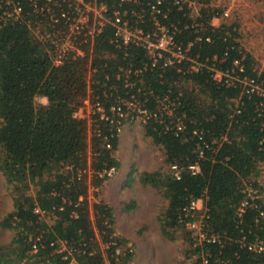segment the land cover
Returning a JSON list of instances; mask_svg holds the SVG:
<instances>
[{"label":"trees","instance_id":"1","mask_svg":"<svg viewBox=\"0 0 264 264\" xmlns=\"http://www.w3.org/2000/svg\"><path fill=\"white\" fill-rule=\"evenodd\" d=\"M14 1L23 19L4 18L0 5V173L14 196L13 209L0 219L2 229L13 231L11 241L0 246V264H68L72 257L75 264L132 261L133 245L115 234L113 206L88 199L90 189L100 188L107 172L120 167L114 154L117 126L126 120L94 116L88 126L76 117L89 91L105 108L118 97H133L151 111L164 96L175 104L172 118L163 114L142 125L166 169L142 171L138 180L166 200L157 222L169 240L186 223L198 222L203 237L188 238L192 247L186 253L196 255L190 264H264V188L256 180L264 167V67L237 40V23L211 26L215 12L202 10L211 42H195L190 50L201 60L216 57L225 79L235 78L227 84L208 68H144V51L114 46L109 28L82 45L84 55L55 64L48 42L32 33L48 29L42 5L35 10L29 0ZM100 1L111 6L117 0ZM178 21L185 20L175 9L163 20ZM177 39L185 44L192 34L184 31ZM176 119L182 130L175 128ZM132 173L131 167L123 188L134 182ZM192 200L201 208L187 212ZM124 205L136 207L134 200ZM36 237L32 252L29 238ZM59 241L73 256L54 252Z\"/></svg>","mask_w":264,"mask_h":264},{"label":"built area","instance_id":"2","mask_svg":"<svg viewBox=\"0 0 264 264\" xmlns=\"http://www.w3.org/2000/svg\"><path fill=\"white\" fill-rule=\"evenodd\" d=\"M236 1L240 3L242 0ZM29 2L35 10L38 5H42L39 12L47 16L48 29H40L34 36L48 42L49 53L55 64H60L70 55H84L82 45L87 41L93 43L95 38L109 28L110 43L114 46H134L144 51L147 59L144 68L148 66L167 68L175 64L178 66L187 64L188 69L193 72H198L202 68L212 70V75L218 82L229 84L235 80L232 76H229L230 82L225 79L227 74L217 69L216 57L210 61L201 60L198 55L193 57L190 51L195 42H211V37L206 35L207 20L205 19L204 22V16H201L202 10L209 8V11L215 12L207 22L211 26L230 23L228 19L232 14V7L224 4L223 0H117L116 4L111 6L100 0H29ZM1 4L4 18L23 19L22 8L17 1L1 0ZM172 9L181 13L185 20L183 23L163 22ZM262 20L264 22V16ZM145 22H148L149 26L143 28ZM234 29H237V26ZM184 31L192 34V39L185 44L177 39V36ZM233 64L239 66V61L234 60ZM90 94L89 91L82 104H92L94 108L93 115H90L92 120L97 116L101 120L110 122L115 118H121L126 120L125 122L139 120L144 123L151 118L157 119L163 114L172 118L175 109V104L170 102L167 96L161 98L156 110L151 111L133 97H118L113 104L105 108L101 102L93 100ZM122 126L123 124L117 126L118 132ZM174 126L177 130H182L184 127L179 119L175 120ZM193 133L197 134V131ZM191 168L195 169V166ZM171 169L174 176L179 177L177 167L172 165ZM112 171L114 170H109L107 174ZM198 204V200H192L186 211L198 209ZM190 226L198 231V237H203L199 224L190 222ZM37 242V240L32 242V252L37 250ZM205 262L203 260L202 264Z\"/></svg>","mask_w":264,"mask_h":264},{"label":"rangeland","instance_id":"3","mask_svg":"<svg viewBox=\"0 0 264 264\" xmlns=\"http://www.w3.org/2000/svg\"><path fill=\"white\" fill-rule=\"evenodd\" d=\"M260 1L254 6H247V3H238L236 0H223V3L232 7V14L228 22H237L239 27L237 30L241 32L238 38L241 46L243 45L247 51H252L259 58L256 60L258 66L263 68L264 47H262L260 33L264 32L262 20L264 0ZM240 10L241 12H239ZM252 16L258 17L259 21L256 22V25L249 22ZM39 30L40 28H33V35L37 34ZM256 34L259 35L257 41L255 40ZM37 101L46 103V99L42 97H38ZM93 112L94 108L91 103L82 104L75 116L86 120L88 126H91L93 120L90 115H93ZM142 125L143 123L139 120L124 122L119 132L118 148L114 153L120 161V167L107 174L109 178L100 188L90 189L88 199L93 202L102 200L113 206L115 234L121 237L126 234L132 238L131 242L136 244L131 264H190L196 255L190 257V254L186 253L192 247L188 238L193 240L197 237L198 231L188 222L183 229L175 231L173 240L162 235L156 216L163 211L166 200L161 197L158 189L142 185L138 180L142 171H151L158 167L166 169L161 150L151 146L144 138ZM131 167L133 168L134 182L130 187L123 188L122 184ZM256 180L264 188V167L260 168ZM96 193H98V198ZM261 196L264 202V191ZM13 197L12 190L6 188L4 177L0 173V219L13 209ZM131 200L135 201L136 207L133 211H127L124 204ZM198 206L200 209L201 202ZM198 217L197 214V219ZM116 221L118 225H116ZM195 222L198 224L196 220ZM12 237L13 231L0 227V246L9 243ZM29 239L33 242L34 240L38 241L39 237ZM57 243L58 245L54 249L55 253L60 254L63 259L73 256L71 248L67 247L65 242ZM68 264H75L73 257L70 258Z\"/></svg>","mask_w":264,"mask_h":264},{"label":"crops","instance_id":"4","mask_svg":"<svg viewBox=\"0 0 264 264\" xmlns=\"http://www.w3.org/2000/svg\"><path fill=\"white\" fill-rule=\"evenodd\" d=\"M261 2L260 0H242L241 1V3H243V4H245V3H247V6H249V5H252V6H254V4L255 3H257V4H259V3ZM257 4H255V5H257ZM239 12H241V10L239 11ZM258 17H255V16H252L249 20V22H252V23H254L255 25H256V22L257 21H259L258 19H257ZM237 23V22H236ZM260 25V24H259ZM237 27H238V24H237ZM238 30H239V27H238ZM239 32V36H240V34H241V32L240 31H238ZM257 36H256V38H255V40L257 41L258 40V34H256ZM264 32H261L260 33V36L262 37V39H261V42H262V47H264ZM251 45H252V43H251ZM242 47H244L243 45H242ZM253 56H254V58L256 59V60H258L259 58L258 57H256V55L252 52V51H249ZM154 170V169H153ZM152 171V170H151ZM200 203V202H199ZM137 209V208H136ZM134 210V209H133ZM133 210H127V211H133ZM158 215V214H157ZM157 217V216H156ZM116 225H118L117 224V221H116ZM124 236H125V238L128 240V244H132L133 245V247L134 246H136V244L135 243H133V242H131V240H132V238H129V236H126V234H124ZM123 236V237H124ZM130 264H131V262H130Z\"/></svg>","mask_w":264,"mask_h":264}]
</instances>
